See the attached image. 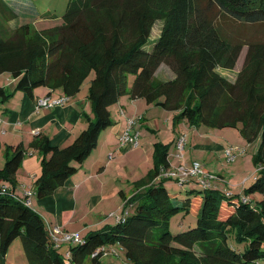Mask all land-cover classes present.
Wrapping results in <instances>:
<instances>
[{"label":"trees","instance_id":"trees-1","mask_svg":"<svg viewBox=\"0 0 264 264\" xmlns=\"http://www.w3.org/2000/svg\"><path fill=\"white\" fill-rule=\"evenodd\" d=\"M17 1L0 0V74L12 75L16 89L29 96L46 88L67 98L79 94L92 75L88 127L64 147L40 133L29 145L41 154L34 197L52 195L76 174L113 125L109 109L122 96L175 113V123L237 128L247 143L259 141L253 161L260 169L236 194L212 184L154 182L159 168L168 166V147L156 144L153 168L135 184L136 191L143 189L126 201L116 222L61 253L41 216L14 196L27 150L8 146L0 169V264L16 239L27 264H65V254L70 264H101L102 253L91 255L108 245L120 246L130 264H263L264 44H248L241 70L233 81L226 79L219 69L233 70L244 45L223 39L219 23L264 22V0H69L61 24L43 30L21 23L26 14L18 12ZM158 2L168 4V17L151 38L161 18ZM161 66L174 78L158 80ZM177 214L194 220L172 233Z\"/></svg>","mask_w":264,"mask_h":264},{"label":"crops","instance_id":"crops-1","mask_svg":"<svg viewBox=\"0 0 264 264\" xmlns=\"http://www.w3.org/2000/svg\"><path fill=\"white\" fill-rule=\"evenodd\" d=\"M161 69L162 66L156 72V78ZM173 78L174 74L167 68L164 77L157 79ZM16 82L12 75L0 74V88L4 90L5 95L0 97V169L4 167L8 146L21 144L27 150L16 173L14 186V194L20 197L26 191L34 192L35 182L41 174V154L29 148L34 138L33 133L39 132L53 145L64 147L71 144L88 127V121L93 120V113L87 99L88 86L84 92L80 91L76 96L68 98L63 106L36 110L38 99H56L63 96L62 92L37 88L32 96H29L16 89ZM109 110L113 125L109 127V131L102 132L103 136L98 139L96 148L76 174L52 195L43 199L31 198L30 208L41 216L46 226L61 227L65 232L77 234L81 238L90 232L113 225L121 215L109 223L113 210L106 211V204L120 200L125 204L136 192L143 189L136 191L135 184L145 179L153 168L156 144L168 147V168L180 164L181 161L176 157L174 141L183 134L180 132L181 128H178L182 121L175 123V113L147 104L143 99H131L128 96H122ZM135 117L139 118L134 129L139 137L144 127L154 135L156 132H160V135L151 139L147 132L145 139H142V147L132 150L128 146L121 147L118 136L126 128L127 120ZM185 124L183 123V128L190 129L199 137L194 139L195 143L192 140L190 144L194 156H189L188 151L184 157L187 165L198 162L195 159L198 153L206 154L205 157L210 153L222 154L224 146L218 142L219 139L204 138L212 137L211 131ZM149 127L154 128L150 130ZM162 130H165V138H160ZM217 178L223 179L221 175ZM67 247L68 245L62 244L59 249L64 248V253ZM88 262L85 264H89Z\"/></svg>","mask_w":264,"mask_h":264},{"label":"rangeland","instance_id":"rangeland-1","mask_svg":"<svg viewBox=\"0 0 264 264\" xmlns=\"http://www.w3.org/2000/svg\"><path fill=\"white\" fill-rule=\"evenodd\" d=\"M69 0H22L17 1L16 8L18 12L23 15L20 18L21 23H28L32 26L35 30H43L53 28L58 26L62 22V16L66 11L67 4ZM160 11L161 18H158L151 29L150 37L155 38L160 35L164 26L166 25L168 17L167 6L168 4L158 2L157 3ZM43 16H46L45 18ZM219 34L222 36L223 39L229 42H237L242 43L244 46L241 50L239 58L236 62L235 68L233 70H222L219 69V72L222 76H225L226 79L233 81L236 77V74L241 70L245 54L247 51V45L250 43L253 44H264V22L262 23H255V24H248L243 22H231L229 20L222 21L219 23ZM12 25V24H11ZM165 73H167V68L162 66L160 72L157 73V78L164 77ZM92 75L86 79L84 82L81 91H85L86 87L89 86L90 80ZM133 77L129 78V83H131ZM173 121V120H172ZM171 121V123H172ZM114 122V121H113ZM183 123L181 122L178 124V128H181V133L188 136V142L185 144V149L183 151L184 157L190 151L189 156H194L192 153L194 152L191 149V141L193 140L194 143L196 140L199 139L197 134L190 131V129L183 128ZM185 124V123H184ZM172 125V124H171ZM186 125V124H185ZM188 127V126H187ZM202 128L211 131L212 137H204L206 139H219L218 142L225 147H233L237 149L235 152V160L233 162H226L225 156L222 152L220 153H210L209 156H206L204 153H198L196 155L197 163L202 165L206 172L215 175H221L223 179L215 178L212 184L219 189H222L226 192L231 193H242L245 186L247 187L252 181L255 176H257L258 167L255 165L253 161V156L257 151L259 141H255L253 143H247L243 140L241 135L239 134V130L237 128H210L206 126H201ZM111 128V127H110ZM110 128L105 129V131H109ZM150 130L154 127H149ZM185 129V130H184ZM145 127L142 130V135L139 137V147H142V139H145L147 132L148 137L151 139L158 138L160 132H156L155 136L150 131H147ZM162 136L160 138H165L166 133L165 130L161 131ZM102 133L99 138H102ZM98 138V139H99ZM193 143V142H192ZM138 149V148H137ZM175 149V148H174ZM136 150V149H135ZM223 155V156H222ZM185 158H184V162ZM181 164V162H180ZM179 164V165H180ZM179 165H176L179 166ZM206 166V168H205ZM175 167V166H172ZM195 184V183H193ZM245 184V186L243 185ZM124 201L116 202H108L106 204V211L113 210V214L110 217L111 219L108 220L109 223L113 222L115 218L121 215V207L123 206ZM120 206V207H119ZM192 220H194L191 216H182V214H177L173 217L170 221V231L172 233L181 232L183 229L186 228L187 224H189ZM185 227V228H183ZM231 242L232 239H231ZM69 243L66 244L69 245ZM103 254L99 257L101 264H130L125 256V252L123 249L118 245H108L103 247ZM64 248L59 249L62 252ZM196 255L201 256V252L199 247H195ZM6 264H27L21 241L16 239L8 249L6 256H5ZM264 264V263H263Z\"/></svg>","mask_w":264,"mask_h":264},{"label":"built area","instance_id":"built-area-1","mask_svg":"<svg viewBox=\"0 0 264 264\" xmlns=\"http://www.w3.org/2000/svg\"><path fill=\"white\" fill-rule=\"evenodd\" d=\"M68 98L64 95L56 98H41L37 100L35 109H47L51 107L63 106L67 102ZM139 121L138 117L128 119L127 125L124 131L118 136L119 145L121 147L128 146L130 149L135 150L139 148V135L137 131H134L137 123ZM39 132H34L33 136L38 135ZM186 144V135H179L174 141V148L177 152V158L181 161V164L177 167H160L158 170V175L155 178V182L164 180V181H173L178 185H183L188 182H193L200 186H209L212 184V181L217 178L215 175L205 171L204 167L197 162H192L190 165L184 162L183 151ZM235 152L237 149L233 147H225L223 154L225 156L226 162H233L235 160ZM14 196L24 205L30 207V200L34 197V192L26 191L22 196ZM118 219V218H117ZM48 235L53 243L55 249H59L62 244L69 245L77 244L80 242L81 238L77 234H70L65 232L61 227L58 226H47ZM103 249H98L94 251L91 255L92 258L99 256L100 253L103 254ZM65 264H70L69 255H64Z\"/></svg>","mask_w":264,"mask_h":264}]
</instances>
